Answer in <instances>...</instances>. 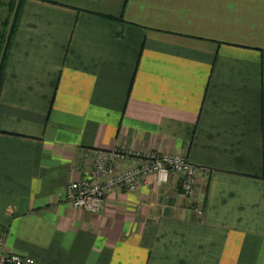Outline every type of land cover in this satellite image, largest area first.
<instances>
[{"label": "crops", "instance_id": "crops-1", "mask_svg": "<svg viewBox=\"0 0 264 264\" xmlns=\"http://www.w3.org/2000/svg\"><path fill=\"white\" fill-rule=\"evenodd\" d=\"M110 150L183 157L194 199L171 175L73 210L65 187ZM0 227L38 264H264V0H22Z\"/></svg>", "mask_w": 264, "mask_h": 264}, {"label": "built area", "instance_id": "built-area-1", "mask_svg": "<svg viewBox=\"0 0 264 264\" xmlns=\"http://www.w3.org/2000/svg\"><path fill=\"white\" fill-rule=\"evenodd\" d=\"M171 175L179 178L181 195L193 200L197 170L183 157L122 150L97 151L93 154L90 171L67 184L64 200L73 210L98 213L107 195L121 190L135 193L150 179L161 187L169 182ZM194 202L193 212L200 218L203 214L201 202ZM5 238L0 227V264H38L32 257L5 252Z\"/></svg>", "mask_w": 264, "mask_h": 264}, {"label": "trees", "instance_id": "trees-1", "mask_svg": "<svg viewBox=\"0 0 264 264\" xmlns=\"http://www.w3.org/2000/svg\"><path fill=\"white\" fill-rule=\"evenodd\" d=\"M13 1L15 2V0ZM14 2H10L8 7V15L0 23V90L4 80L6 57L17 25L22 0H17V2Z\"/></svg>", "mask_w": 264, "mask_h": 264}, {"label": "rangeland", "instance_id": "rangeland-1", "mask_svg": "<svg viewBox=\"0 0 264 264\" xmlns=\"http://www.w3.org/2000/svg\"><path fill=\"white\" fill-rule=\"evenodd\" d=\"M10 2L13 3L14 1L13 0H11V1L10 0L9 1L8 0H0V5H3L4 6L2 8L0 7V23L8 15V7H9ZM15 2H17V0H15ZM92 157H93V155H92ZM92 157L90 158V161L87 164L86 173H88L90 171Z\"/></svg>", "mask_w": 264, "mask_h": 264}]
</instances>
